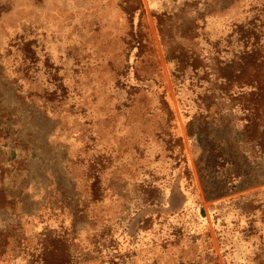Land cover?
<instances>
[{
	"label": "rangeland",
	"instance_id": "1",
	"mask_svg": "<svg viewBox=\"0 0 264 264\" xmlns=\"http://www.w3.org/2000/svg\"><path fill=\"white\" fill-rule=\"evenodd\" d=\"M255 83L264 0H0V264H264Z\"/></svg>",
	"mask_w": 264,
	"mask_h": 264
},
{
	"label": "trees",
	"instance_id": "2",
	"mask_svg": "<svg viewBox=\"0 0 264 264\" xmlns=\"http://www.w3.org/2000/svg\"><path fill=\"white\" fill-rule=\"evenodd\" d=\"M225 82H227V79L225 80ZM252 84H245L246 87L251 86ZM255 86L253 91H251L252 93H250V95L254 96L256 98V101L258 103V105L260 104V106L262 105V108L264 110V83H255ZM255 119L252 117H249V122L254 121ZM48 264V263H46Z\"/></svg>",
	"mask_w": 264,
	"mask_h": 264
}]
</instances>
